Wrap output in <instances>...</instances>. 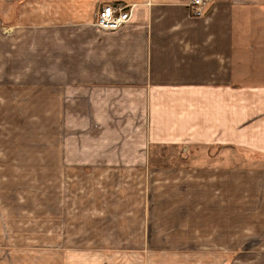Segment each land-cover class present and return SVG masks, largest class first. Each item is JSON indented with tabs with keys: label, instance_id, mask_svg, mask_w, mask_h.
Instances as JSON below:
<instances>
[{
	"label": "crops",
	"instance_id": "0c3cea01",
	"mask_svg": "<svg viewBox=\"0 0 264 264\" xmlns=\"http://www.w3.org/2000/svg\"><path fill=\"white\" fill-rule=\"evenodd\" d=\"M187 1L0 0V107L45 102L47 173L80 185L47 189L38 220L6 158L0 242L46 244L36 264L264 259V0ZM110 5L135 7L117 31L95 26ZM156 147L200 165L152 172ZM152 180L170 182L159 214Z\"/></svg>",
	"mask_w": 264,
	"mask_h": 264
},
{
	"label": "rangeland",
	"instance_id": "374dc122",
	"mask_svg": "<svg viewBox=\"0 0 264 264\" xmlns=\"http://www.w3.org/2000/svg\"><path fill=\"white\" fill-rule=\"evenodd\" d=\"M23 101H19L17 105L23 107L21 110H15L17 107L13 102L12 105L7 101L5 108L0 107V170L5 172L11 164L5 163V159L12 160L16 156H20V166H23L22 177L17 174L16 181L13 179L7 180V188H17L20 191L28 190V192H22L23 203H28L38 209V220L41 217L45 218L46 210H48V200L52 198L47 189H53L56 187L68 188V187H79V181H69L67 179L56 180L54 175L51 173V179L47 173V167L45 164V158L50 148L47 147L48 133H47V121L46 116V104L45 102H34L33 104H21ZM6 114H2V111ZM15 111L17 114L15 115ZM53 137V133H51ZM52 151V150H51ZM151 166H156L152 172L158 171H174L180 170L183 172H191L198 164L193 159L194 153L190 155L188 160L189 152L182 149L175 148H162L156 147L150 149ZM174 157L180 161L175 163ZM156 160V161H155ZM8 162V160H7ZM18 166V165H17ZM193 168V169H192ZM156 170V171H155ZM20 179V181H19ZM17 182V184H16ZM184 188H190V180H183ZM20 183V184H18ZM170 183L165 180H152V196H156L153 202L155 214H159L160 202L159 197L163 193L159 189L164 188V184ZM165 189V188H164ZM30 191V192H29ZM63 197V196H62ZM10 198H14L13 196ZM57 198V197H56ZM185 202V201H184ZM189 205V201L185 206ZM3 212L0 210V216ZM154 223L152 225H156ZM159 228H152L153 231H157ZM39 235H46V227L41 224L38 228ZM254 246V245H249ZM45 248L46 244H39L40 252L36 255H28L32 248L24 245H6L0 242V264H28L29 262L37 263L38 260H45ZM28 255L32 258L31 261L24 259ZM252 254H246V259H239L238 262L232 264H264V259H254Z\"/></svg>",
	"mask_w": 264,
	"mask_h": 264
},
{
	"label": "built area",
	"instance_id": "2783aa9c",
	"mask_svg": "<svg viewBox=\"0 0 264 264\" xmlns=\"http://www.w3.org/2000/svg\"><path fill=\"white\" fill-rule=\"evenodd\" d=\"M209 2V0H188L186 5L192 15L201 17L207 11ZM134 8L132 5L105 6L99 11L95 26L105 31H117L131 21Z\"/></svg>",
	"mask_w": 264,
	"mask_h": 264
}]
</instances>
